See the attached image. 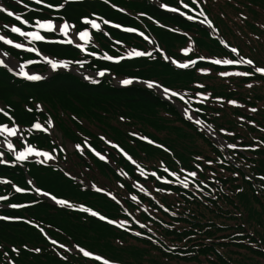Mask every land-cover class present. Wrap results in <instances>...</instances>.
Masks as SVG:
<instances>
[{"label":"trees","instance_id":"trees-1","mask_svg":"<svg viewBox=\"0 0 264 264\" xmlns=\"http://www.w3.org/2000/svg\"><path fill=\"white\" fill-rule=\"evenodd\" d=\"M112 1L129 10L131 15L102 0H81L67 3L58 12L48 8L30 10L28 17L62 16L83 27L80 18L98 12L115 23L145 31L170 57L181 62L195 59L197 55L236 58L219 44L224 38L230 46L238 48L240 55L252 59L255 66H264V28L261 27L264 25V0H197L198 6L193 5L192 0H160L193 15L192 10L183 7L185 3L196 12L203 10L217 28L219 38L215 36L216 32L200 23L164 11L150 0ZM240 13L247 18L241 20ZM154 20L174 27L176 31L160 26ZM110 31L116 39L150 52L151 56L117 63L93 59V66L107 67L112 74L121 77L153 80L189 94L210 93L209 99L202 104L195 98L189 103L196 110L201 109L198 114L228 144H238V147H224L225 144L210 136L203 127L186 119L173 103L139 84L117 87L108 78L99 84H90L69 72H58L48 80L30 83L0 68V101L13 108L12 115L19 123L28 126L36 117L47 119L50 115L65 140L82 144L88 140L114 163L100 160L85 146L83 154L64 153L58 147L70 176H65L58 165L27 163L26 170L37 185L110 219L127 220L131 229L125 231L89 213L59 207L32 193H17L11 184L0 183V194L10 195L7 202L35 201L17 209H0L3 215L23 218L0 220V264H6L5 252L15 264H65L57 252L68 257L67 264H101L83 257L78 251L64 252L51 245L37 227L25 223V220L34 221L68 247L78 245L118 264H264V179H261L264 177V144L254 150L248 147L264 141V131L261 130L264 129V76L255 73L251 77H221L218 75L221 71L252 69L244 64L212 65L207 60H199L189 69H179L140 35L112 28ZM98 39L113 54L125 50L103 33ZM189 43L192 50L187 54L181 52ZM41 48L57 57L81 56L74 46L47 43L41 44ZM198 68L209 69V72L200 73L196 70ZM198 83L204 88L195 87ZM248 84L252 87H246ZM214 97L223 100L217 101ZM228 100H236L242 107L226 103ZM37 102L44 104L48 114L36 109ZM26 105L33 111L28 112ZM251 108L257 111H249ZM5 121L7 118L0 116V122ZM101 136L121 147L140 166L169 179L172 177L163 171L161 163L169 171L179 173L180 167L195 170L193 158L196 156L212 160V165L199 162L203 171L198 172L199 180L209 186L204 191L213 190L211 195L196 193L193 196L192 190H185L178 184H165L151 175L141 176L135 164L118 148L101 140ZM140 136L155 143L149 144L139 139ZM33 140L49 149L59 146L57 137L44 133L34 135ZM217 159L223 163H217ZM211 173L215 174L214 178H210ZM233 173L237 175L233 176ZM0 177H8L20 187L30 188L21 167L0 165ZM85 184H95L105 192L85 188ZM135 184L144 186L150 195L140 193ZM159 188L166 191L154 190ZM108 192L116 200L108 196ZM133 195L137 196L139 204L132 201ZM160 205L168 211L165 212ZM133 218L147 224L152 231L140 228ZM133 232H142V235L135 236ZM24 245L41 251L25 250ZM13 246L20 249L18 256L11 251Z\"/></svg>","mask_w":264,"mask_h":264},{"label":"snow or ice","instance_id":"snow-or-ice-1","mask_svg":"<svg viewBox=\"0 0 264 264\" xmlns=\"http://www.w3.org/2000/svg\"><path fill=\"white\" fill-rule=\"evenodd\" d=\"M16 2L21 3L22 0H16ZM34 2L37 5L43 4L44 7L48 8V9H53V10L58 12L60 9H63L67 3H75V2H78V0H62V2L58 3V4L45 3V0H34ZM103 2L107 4V3H109V0H103ZM192 3H193V5H197V0H192ZM159 6L161 8H167L168 7L165 4H160ZM24 7L28 8V5H24ZM112 7L115 8L116 5H112ZM183 7L188 8L189 5L185 3L183 5ZM117 10L121 11V12L124 11V9H117ZM171 11L175 12V11H178V9L172 8ZM0 12L6 13L7 16H9V17H14V19L22 25H29L30 26L31 30H28V31L22 30V28L17 26L16 24H12V25L5 24L2 27L5 29H9L11 33L18 34L20 37L27 39L29 41V43L32 44V46L26 47V45L24 43L14 42L12 39H9L5 35H0V41H2L6 45H11L16 49H24L27 52L36 53L37 56L40 57V60L46 62L47 65H49L53 71H56L57 69H61V68L67 69L69 67V64L73 63V61L64 60V59H50L49 56H47V55L41 56L33 42L46 40V35L42 34V32L50 34V33H53V32L58 30V32L60 34H63V36L65 37V39L60 40L58 42L66 43V44H72L73 39L68 38L69 32L71 31L74 37H78L79 40L84 42V43L76 44V47L79 48L83 52L85 50V45L91 39L89 28L96 29L97 31H103V29L101 27L102 24L103 25H111L112 27L117 28V29L122 28V25L120 23H113L111 20L104 19L103 17L98 16L95 13L90 14V16L92 18H90L89 15L82 16L80 18L81 22H82V24L86 25V27H84V28H82V30L76 32V31H74L75 25L71 24L68 20L64 19V17H62V16L53 17V18H39V17H37V18H34L33 21L30 23V21L27 19H24L22 17V15L16 14L15 12H13V11L3 7V6H0ZM139 15H144V13H140ZM181 15H183V13H181ZM199 16L203 17L201 23L207 25L209 30H211L212 32L217 31L213 22L206 16V14L203 12V10H201L199 12ZM187 18L189 20H192L195 17L189 15ZM246 18L247 17H245L243 13H240V19L241 20H244ZM149 19H151V17H149ZM57 21H62V22L57 23ZM97 21H99V23ZM261 27L264 28V25H261ZM123 31L128 32V33H134V32H137V29L133 28V27H126V28H123ZM104 35H107V33L105 32ZM139 35L144 37L145 40H148V37L145 36L143 32H140ZM116 43H120V41H116ZM219 44L223 45L226 49H229L230 53L235 54L236 58H211V57H206L204 55H197L195 59H186L182 62L176 61V60H171V58L168 56H163V58L165 60H171V63L174 64L179 69L192 68L196 65L197 60H201V61L208 60L212 65H240V64H244V65L251 66V69H252L251 71H235V72L221 71L218 73V75L221 77H229V76L251 77L255 73H259L262 76H264V66H255L254 61L252 59L240 55L238 48L234 47V46H230L227 43L226 39H224V38H221L219 40ZM191 50H192V44L189 43V45L187 47L182 48L180 51L187 54ZM157 51H159V49H157ZM91 55L95 56L97 54L95 52H93V53H91ZM126 55L128 58L141 57V56H149L150 57L151 53L146 52V51H137L136 49H131V50L127 51ZM102 58L104 60H107V61H113V60L120 61L124 57L104 54ZM34 63H38V61H35V60L23 61V62L19 63L18 71L13 72V68L8 67V65L5 64L4 61L0 60V65L5 67L8 72L13 73V75L21 77V78L28 80V81H39V80L43 79V77L39 73L32 72L30 74L28 71H26V66L30 65V64H34ZM75 63L83 65L84 63H87V61L78 60V61H75ZM196 70L198 72L204 73V74H207L209 72V69H206V68H198ZM106 71H107L106 69H102V70L96 72L95 75L98 77H103L105 75ZM84 79L90 81L93 84H96L99 82L96 79H93L92 76H85ZM133 79L134 78L120 79L119 84L130 85L133 83ZM146 83H147L148 88L151 89L154 87L153 81H147ZM157 87H159V86L157 85ZM195 87L203 89L204 85L198 83L195 85ZM246 87H252V85L248 84V85H246ZM163 94L165 96L178 97L181 101H184L185 104L188 105V107H185L183 112H184V115L187 116L189 120L192 119V117L188 115L190 107H191L189 104V101L195 98V99H197L198 103L202 104V103H204V101L208 100L210 95H211L210 93L206 94L203 92H196L194 94H189L186 91L181 92L180 90H172L168 87L163 88ZM186 96L188 97L187 100H186ZM213 99H215L217 101L223 100L222 97H214ZM226 103L233 105V106L242 107V105H239L236 100H228V101H226ZM36 109L40 110V105H36ZM26 110L28 112L33 111L32 108H26ZM11 111L12 110H11L10 106L0 107V116L7 118V121H8V122H0V137L3 138V140H2L3 145H5L6 149L12 153L14 159L9 161L6 158H4L3 153H0V165H5V164H9V163L16 164L18 162L23 163L26 160H28L29 157L36 158V162L39 164H45L49 160H54L55 156H53L49 151L39 150L37 148V146H35L31 143H28L24 137L19 135V132L21 131V129H19V126L15 122V118L11 115ZM197 111H201V109H197ZM249 111L255 112V111H257V109L251 108V109H249ZM121 119H123V117H121ZM240 119H243V118L241 117ZM202 123L203 122L201 120H196L197 125H201ZM247 123L253 124L254 122L253 121H247ZM46 125L47 126L45 127L38 120L34 121L30 124V126L28 128V132H32L33 130H35L38 132L47 133L49 131V129L52 128V126H53V121L50 117L46 121ZM261 130L264 131V129H261ZM221 131H224V130L221 129ZM225 134L226 135H233V133H225ZM133 135H136V134L133 133ZM12 137H16L18 140L22 141L23 146L22 147L15 146L11 142ZM100 139L105 140V137L101 136ZM139 139L146 140L149 144L155 143L154 141L148 140L147 137L140 136ZM105 142L111 143L110 141H106V140H105ZM85 143H87V140H85ZM261 144H264V141H258L256 144L248 146V147H250L254 150L256 147L260 146ZM156 146L161 147V148L163 147L162 145H156ZM73 147L75 150L80 151L81 154H83L80 144H75ZM112 147L117 148L118 146L116 144H112ZM224 147H226L228 149H236L238 147V144H227ZM55 151H56V149H52V152H55ZM60 151H64V149L61 148ZM93 151L95 152V150H93ZM165 151H168V150L165 149ZM95 155H97L100 160H105V156L101 155L99 152H95ZM124 155L127 156L126 153H124ZM41 157L43 159H40ZM128 159L131 160V162L133 164H135V166H136V168L139 171L141 176L147 177L148 175H151L152 177H155L156 180L162 181L165 184H169V183L179 184L185 190H192L193 196H195L196 193H201L202 196H209V195H211V192L213 191L210 189L208 192H205L204 189L208 188L209 186L203 180H199L198 172L203 171V169L201 168V164L199 162H203L207 165H212V163H213L212 160H205L202 156H196L193 158L194 159L193 168L195 170H188V169H185L183 167H180L179 173L176 171L170 172L169 169L161 163L160 166H161V168H163V171L165 173H167L168 175H170L171 177H173L174 180H168V179H166L165 176L157 175V173L155 171H152L151 173H146L145 169L142 168L139 164H137L135 160H132V158L130 156L128 157ZM216 162L217 163H223V161H221L219 159H217ZM177 163H179V162L177 161ZM180 174H183L182 177ZM64 175L69 176V173L65 172ZM121 175H125V173L121 172ZM209 175H210V178H214L215 174L211 173ZM232 175L236 176L237 173H233ZM261 179H264V177H261ZM4 182L5 183H11L10 181H4ZM28 184L30 186L33 185V181L29 180ZM12 187L15 189V191L17 193H23L25 191L32 190L39 195L49 197L58 206L73 208V209L82 211L84 213H90L93 217H97L101 221H106L110 225H114L118 228H122L125 231H131V229L128 227L129 222L127 220L109 219L105 215H102L99 212L94 211L89 207H85L83 204H80V205L72 204L67 199L58 198L57 196L52 195L46 191L42 192V190L38 187H33L31 189H25V188L17 187L15 184H12ZM84 187L85 188L91 187L96 192L103 191L102 189L97 188L95 184H92V185L85 184ZM136 187L138 188L140 193H145L146 195H150V193L147 192V190L145 189L144 186L137 184ZM154 190L157 192H165L166 191L164 188H159V189H154ZM237 191H241V189H237ZM169 194H171V193L169 192ZM107 195L110 196L113 200H116V197L113 196L112 193L109 192V193H107ZM7 199H8L7 196H0V201H6ZM131 199H132V201H137V196L133 195V196H131ZM153 199H154V197H153ZM212 199H215V196H212ZM116 202L119 203L118 200ZM33 203H35V201H33ZM137 203L139 204L138 201H137ZM25 206L26 205H21V204H17V203H13V204L8 205L9 208H13V209L21 208V207H25ZM160 208H163V210L165 212L168 211V209L164 208L163 205H160ZM143 210L148 211L147 208H144ZM124 211L127 215L131 216V213H128L127 210H124ZM173 215H175V213H173ZM18 219H23V218L11 217V216H0V220H4V221L18 220ZM24 222L28 223L30 225H33L34 227H37L39 229V231L41 232V234L44 235L46 239L50 240L51 245L58 246V248L62 249L64 252H73L75 250V251H78L79 253H81L83 255V257L90 258L92 260L101 262V264H118L117 261L109 260L107 258L102 257L99 254H94L93 252L85 250L83 247H80L78 245H73L72 247H68L62 243L58 244V242L55 239H51L50 237H48V235L45 232L43 227L36 225L34 223V221L25 220ZM133 222L139 224L140 228H142V229L147 228V230L149 232L152 231V229L147 224L140 223L139 221L135 220L134 218H133ZM132 234L135 236H141L142 232H133ZM149 239H151V237H149ZM23 247L25 250L36 252V253H39L41 251L40 248L28 249L27 245H24ZM11 251L18 256L20 249L13 246V247H11ZM56 254L58 256H60V258L62 260L65 261V264H67L68 257L66 255H61L60 252H57ZM4 256L6 258V264H15V261L8 257L7 252L4 253Z\"/></svg>","mask_w":264,"mask_h":264},{"label":"rangeland","instance_id":"rangeland-1","mask_svg":"<svg viewBox=\"0 0 264 264\" xmlns=\"http://www.w3.org/2000/svg\"><path fill=\"white\" fill-rule=\"evenodd\" d=\"M69 36L74 40V41H77L78 40V38L77 37H74L73 36V34L72 33H69ZM163 95V94H162ZM164 96V95H163ZM183 115H184V113H183ZM185 116V115H184ZM186 118H188L187 116H185ZM19 135L20 136H22L20 133H19ZM14 138H16V137H12L11 139H14ZM17 139V138H16ZM0 148L1 149H6V146L5 145H3V143H0ZM70 148L72 149V146L70 145ZM9 152V151H8ZM9 154H11L12 155V153L11 152H9ZM49 161H51V160H49Z\"/></svg>","mask_w":264,"mask_h":264},{"label":"water","instance_id":"water-1","mask_svg":"<svg viewBox=\"0 0 264 264\" xmlns=\"http://www.w3.org/2000/svg\"><path fill=\"white\" fill-rule=\"evenodd\" d=\"M140 83H142V84H147L146 82H144V81H139ZM207 126V125H206ZM207 128H208V130H210L211 132H214L209 126H207ZM215 133V132H214Z\"/></svg>","mask_w":264,"mask_h":264},{"label":"bare ground","instance_id":"bare-ground-1","mask_svg":"<svg viewBox=\"0 0 264 264\" xmlns=\"http://www.w3.org/2000/svg\"><path fill=\"white\" fill-rule=\"evenodd\" d=\"M10 59V58H9ZM11 60V59H10ZM12 61V60H11ZM13 62V61H12ZM188 114H190V115H193L191 112H189ZM193 117H195V116H193Z\"/></svg>","mask_w":264,"mask_h":264}]
</instances>
